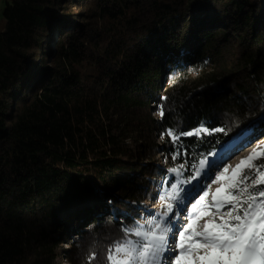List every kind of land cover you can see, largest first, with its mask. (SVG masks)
I'll return each mask as SVG.
<instances>
[{
  "label": "trees",
  "instance_id": "trees-1",
  "mask_svg": "<svg viewBox=\"0 0 264 264\" xmlns=\"http://www.w3.org/2000/svg\"><path fill=\"white\" fill-rule=\"evenodd\" d=\"M3 3L0 264H106L171 167L264 133V0Z\"/></svg>",
  "mask_w": 264,
  "mask_h": 264
},
{
  "label": "snow or ice",
  "instance_id": "snow-or-ice-1",
  "mask_svg": "<svg viewBox=\"0 0 264 264\" xmlns=\"http://www.w3.org/2000/svg\"><path fill=\"white\" fill-rule=\"evenodd\" d=\"M163 118L164 110H159ZM222 128L209 129L199 126L187 132L168 128L161 133V139L169 138L168 147L170 158L177 161L188 153L182 148L184 137H201L212 132L223 131ZM264 159V151H254L246 160L241 161L233 170L231 182L221 186L213 194L212 203L207 205L215 208V213L200 211L198 206L205 201L209 191L197 192L192 201H188V190L185 195H177L179 184L190 181L180 180L178 184H170L171 193H165L161 200L170 201L165 209L157 214H150L146 224L136 222L132 227H123V235L112 241L104 253L106 264H264V163L255 164L254 161ZM207 166V171H204ZM185 164L171 167L168 171L178 178L182 174ZM253 170L245 174L244 169ZM214 162L207 158L199 161L195 175L197 179L203 173V178L209 182L227 180L229 177L213 176ZM215 171H219L218 168ZM227 173L228 168H223ZM198 180L193 189L199 187ZM255 188V191L250 189ZM198 197V198H197ZM174 204L177 211L173 213ZM191 211H188V207ZM184 214L188 217L186 225H177L176 219ZM205 215L218 216L207 222L203 231H197L194 224ZM97 253L91 251L88 264L96 259Z\"/></svg>",
  "mask_w": 264,
  "mask_h": 264
},
{
  "label": "rangeland",
  "instance_id": "rangeland-1",
  "mask_svg": "<svg viewBox=\"0 0 264 264\" xmlns=\"http://www.w3.org/2000/svg\"><path fill=\"white\" fill-rule=\"evenodd\" d=\"M4 8H5V5L3 3L2 5H0V31L3 30L4 25H5V21L3 18ZM238 145H240V147L237 148ZM225 149H227V148H225ZM230 149H231V150H229L230 153H226L225 155L223 154L224 156H222V159L220 161H218L215 165V168L217 167L218 169L221 168L222 165H224L223 168L227 167L228 172L224 173L223 168H222L221 171L220 170L214 171V173H213V176L224 175V176L229 177V179H227V180L209 182V180L205 179L204 182L202 183V185L193 189V186L197 184L198 180L202 181V176L197 177V179H191L192 177L186 178V176L184 175V171L182 170V174L177 178L176 175L172 173L174 180L177 182V184L180 180L190 181V182H186L183 184H179L180 188H183V190L184 189L188 190V192H189L188 201H192L193 197H196L197 192H200L202 194L201 189L209 191V195L205 198V201L202 202V204L198 206V211H197V213L193 214V217H195L196 215H199L200 211H204L206 213H215V208L214 207L209 208V207H207V205L212 203V197H213V194L216 192V189L221 187L222 185L227 186L231 182L230 177L232 175V172L234 169H236L237 165H239L241 163V161L246 160V158L249 157L250 154H252L254 151H256L258 149L259 150L261 149V151H264V133H262L260 135H256V136L254 135V136H252V138H250V140H248V137L244 138V140L240 141L239 143L232 144ZM237 154H239V155L237 156ZM261 160L264 163V159H258L256 161H254V163L258 164L259 161H261ZM262 170H264V169H262ZM249 171H253V170H250L248 168L244 169L245 174H247ZM253 174H255L254 171H253ZM201 175H202V173H201ZM176 182H174L173 184H176ZM260 187H264V185H260ZM250 190L255 191V188H252ZM171 191H172V189L164 190L163 194H161V195L163 196L165 193L170 194ZM177 195L182 197L185 195V192L183 191V193H182L179 191L177 193ZM168 202H170V201L161 200L160 198L157 199V201L154 202V204H152L149 207V209H148L149 213H147V216L144 218L143 224H146V219L150 215V213L157 214V213L162 212L165 209V206ZM176 211H177V208L174 204L173 213H175ZM188 211L189 212L191 211L190 204L188 207ZM213 219L218 220V216L214 217L213 215H205L204 217H202L201 219H199L195 222L194 228L197 231H203L204 225ZM175 222L177 225H186L189 221H188V217L186 215L181 214L177 217Z\"/></svg>",
  "mask_w": 264,
  "mask_h": 264
},
{
  "label": "bare ground",
  "instance_id": "bare-ground-1",
  "mask_svg": "<svg viewBox=\"0 0 264 264\" xmlns=\"http://www.w3.org/2000/svg\"><path fill=\"white\" fill-rule=\"evenodd\" d=\"M256 152H261V149H260V150H259V149L256 150ZM239 154H240V153H239ZM239 154H237V156H238ZM223 156H224V155H223ZM223 167H224V165H222L221 168H219V170L221 171ZM202 174H203V173H202ZM201 176H202V175H201Z\"/></svg>",
  "mask_w": 264,
  "mask_h": 264
},
{
  "label": "built area",
  "instance_id": "built-area-1",
  "mask_svg": "<svg viewBox=\"0 0 264 264\" xmlns=\"http://www.w3.org/2000/svg\"><path fill=\"white\" fill-rule=\"evenodd\" d=\"M4 0H0V4L3 2Z\"/></svg>",
  "mask_w": 264,
  "mask_h": 264
},
{
  "label": "crops",
  "instance_id": "crops-1",
  "mask_svg": "<svg viewBox=\"0 0 264 264\" xmlns=\"http://www.w3.org/2000/svg\"><path fill=\"white\" fill-rule=\"evenodd\" d=\"M2 4H3V2L0 5H2Z\"/></svg>",
  "mask_w": 264,
  "mask_h": 264
}]
</instances>
